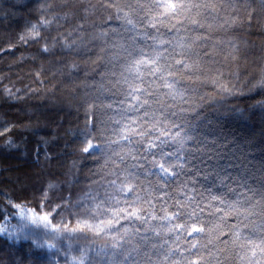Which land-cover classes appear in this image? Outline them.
Here are the masks:
<instances>
[{
    "label": "snow or ice",
    "instance_id": "snow-or-ice-1",
    "mask_svg": "<svg viewBox=\"0 0 264 264\" xmlns=\"http://www.w3.org/2000/svg\"><path fill=\"white\" fill-rule=\"evenodd\" d=\"M9 15L24 16L20 44H42L39 56L83 81L72 170L96 167L82 186L49 182L35 204L3 194L0 237L28 243L8 264H264V99L259 163L255 135L241 142L206 108L236 94L238 33L264 0H12ZM253 89L264 93V66ZM2 96L22 99L15 85ZM41 119L0 121L4 151L52 159L61 137L42 135Z\"/></svg>",
    "mask_w": 264,
    "mask_h": 264
},
{
    "label": "trees",
    "instance_id": "trees-1",
    "mask_svg": "<svg viewBox=\"0 0 264 264\" xmlns=\"http://www.w3.org/2000/svg\"><path fill=\"white\" fill-rule=\"evenodd\" d=\"M36 2L37 0H28L32 8L36 7ZM52 2L55 5L59 4L60 0ZM11 3L12 0H0V7L8 8ZM31 16L35 18V11ZM23 23L24 16L21 15L0 18V121L15 117L24 119V110L36 115L43 112L51 120L41 119L42 135L58 133L61 139L51 150L53 158L47 162L43 155L37 161L35 153L31 151L27 154L5 152L3 141L0 140V204L5 202L3 194L10 195L17 202L26 200L35 204L40 200L41 190L47 189L49 182L67 186L69 182L79 181V184L83 185L91 175L90 169L96 167V164L89 160L84 163L82 170H72L73 160L77 158L78 153L71 132L77 126L82 128L84 125V110L80 98L83 81L73 82L68 77L67 68H62L56 63L59 57L53 59L39 56L42 44H20L17 36ZM238 35L248 41V46L244 48L242 45L243 59L239 64V79L232 81L233 85L238 86L236 94L228 97L214 96V100L220 102L218 111H213L207 104L206 108L210 116L221 120L225 128L232 130L241 142L244 136L255 135L257 148L254 150V162L259 163L260 112L254 109L253 105L264 99V93L258 89H249L255 79L259 78V70L264 66V16L258 17L257 23L251 29L241 28ZM71 59L68 58V63ZM41 67L44 68V73L38 77L36 74L40 72ZM225 79L227 80V76ZM12 85L21 90L22 99L20 102L5 104L3 89ZM206 92L213 95L211 87L207 88ZM232 109L239 111L232 112ZM240 112L245 115L241 116ZM35 140L36 138H33L32 145ZM10 250V242L6 243L4 238L0 237V264L7 258Z\"/></svg>",
    "mask_w": 264,
    "mask_h": 264
},
{
    "label": "rangeland",
    "instance_id": "rangeland-1",
    "mask_svg": "<svg viewBox=\"0 0 264 264\" xmlns=\"http://www.w3.org/2000/svg\"><path fill=\"white\" fill-rule=\"evenodd\" d=\"M87 182H88V181H87ZM87 182H86V183H87ZM84 184H85V183H84ZM84 184H83V185H84ZM81 186H82V185H81ZM27 247H28V243H27V242H23V243H21V244L16 245L15 249H11L10 251H15V250L24 251V250L27 249ZM8 260H9V257L7 256V258L4 259L3 262H2L1 264H8Z\"/></svg>",
    "mask_w": 264,
    "mask_h": 264
}]
</instances>
